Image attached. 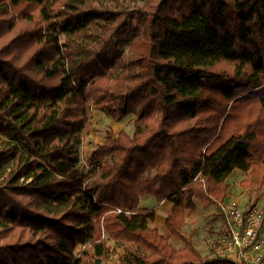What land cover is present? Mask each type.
Returning <instances> with one entry per match:
<instances>
[{
    "label": "trees",
    "instance_id": "16d2710c",
    "mask_svg": "<svg viewBox=\"0 0 264 264\" xmlns=\"http://www.w3.org/2000/svg\"><path fill=\"white\" fill-rule=\"evenodd\" d=\"M93 109L134 130L82 168ZM237 170L264 187V0H0V264H107L108 239L117 264H227L184 227Z\"/></svg>",
    "mask_w": 264,
    "mask_h": 264
},
{
    "label": "rangeland",
    "instance_id": "374dc122",
    "mask_svg": "<svg viewBox=\"0 0 264 264\" xmlns=\"http://www.w3.org/2000/svg\"><path fill=\"white\" fill-rule=\"evenodd\" d=\"M92 4L97 7H100V2L103 3L104 6L108 8H118L120 5L123 6H136L142 3L143 0H90ZM90 28H95V25L91 23ZM60 39L63 41L64 36L61 35ZM86 44H89V40L84 39ZM127 51V48H126ZM136 116L134 114H130L123 118L120 121H114L103 112L93 109L92 110V118L90 122V127L88 129L87 135L84 137L81 145H80V165L82 168H86L87 166V157L91 149L95 147V145L102 143L104 140V132L106 130H113L115 132L119 130H124L127 133L131 134L134 130V121ZM243 173L241 171H235L228 179L229 189L228 194L222 198L223 202H227L232 198H237L240 201H248L253 200L255 197L259 196L257 200V205L261 208H264V187L260 189L257 193L255 187L250 189H242L239 181L243 177ZM216 204L208 205L204 207L200 202L196 201V212L192 213L188 218L186 225L184 227V231L186 235H190L192 237L193 243L195 247L203 254L207 256L215 255L214 251V243L218 239V237L223 232V219L218 211L217 201L220 198H215ZM157 201L151 195H146L140 198L139 204L141 207L151 208L155 206ZM170 203V202H168ZM156 213L158 216L163 213V207H158L156 209ZM159 227V231L161 234L166 235V229L163 224L157 225ZM168 235V234H167ZM262 235L264 236V227L262 229ZM171 243L174 244L176 248H180L182 244L179 241H174L170 238ZM106 246H108L109 255L107 259L104 261L107 264H117L120 260V256L129 255L126 253L123 245L117 244L114 240L108 239L106 242ZM81 252H91V248L89 245H77L74 251L75 255H79ZM264 256V255H263ZM91 261L93 260L90 259ZM99 259V263H100ZM98 263V264H99ZM259 264H264V261H261Z\"/></svg>",
    "mask_w": 264,
    "mask_h": 264
},
{
    "label": "built area",
    "instance_id": "2783aa9c",
    "mask_svg": "<svg viewBox=\"0 0 264 264\" xmlns=\"http://www.w3.org/2000/svg\"><path fill=\"white\" fill-rule=\"evenodd\" d=\"M223 232L214 243L215 255L227 264H259L264 255V208L232 198L217 201Z\"/></svg>",
    "mask_w": 264,
    "mask_h": 264
},
{
    "label": "crops",
    "instance_id": "0c3cea01",
    "mask_svg": "<svg viewBox=\"0 0 264 264\" xmlns=\"http://www.w3.org/2000/svg\"><path fill=\"white\" fill-rule=\"evenodd\" d=\"M168 202H169V201H161V202H159V203H156L155 206L151 207V208H153V209L155 210V220H154V222H153V226H155L157 229L159 228V227H157V225H159L160 223L164 225V219H165V217H166L168 214H170V212H171V210H172V204H171V203H168ZM139 205H140V204H139ZM158 207H163V213L160 214L159 216H158V214L156 213V209H157ZM158 230H159V229H158ZM159 232H160V231H159ZM166 232H167V230H166ZM167 234H168V232H167ZM167 234L164 235V236L170 238V235H169V234L167 235Z\"/></svg>",
    "mask_w": 264,
    "mask_h": 264
},
{
    "label": "water",
    "instance_id": "95a60500",
    "mask_svg": "<svg viewBox=\"0 0 264 264\" xmlns=\"http://www.w3.org/2000/svg\"><path fill=\"white\" fill-rule=\"evenodd\" d=\"M96 263L98 264L99 263V260H97Z\"/></svg>",
    "mask_w": 264,
    "mask_h": 264
}]
</instances>
